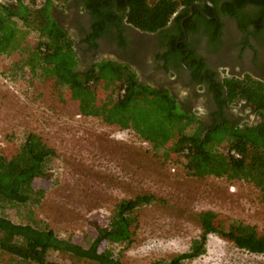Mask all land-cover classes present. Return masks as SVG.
I'll use <instances>...</instances> for the list:
<instances>
[{
	"label": "trees",
	"instance_id": "16d2710c",
	"mask_svg": "<svg viewBox=\"0 0 264 264\" xmlns=\"http://www.w3.org/2000/svg\"><path fill=\"white\" fill-rule=\"evenodd\" d=\"M14 1V7L0 5V55L20 56L15 73L28 69L30 78L46 84L51 95H68L77 102L81 116L134 132L165 160H183L184 170L191 177L212 176L251 183L260 190L264 203V90L260 83L246 77L245 82L226 78L217 84L202 66V59L191 54L188 64L194 60V81L209 83L218 98L225 88L228 104L245 100L260 118L252 126L230 125L222 119L205 130L199 120L179 108L167 91L140 86L131 70L116 63L101 62L84 73L76 72L73 41L53 15V8L63 7L66 0ZM195 1L200 0H160L149 7L145 0H128L124 7L128 23L141 31L154 32L164 28L179 5L189 6ZM92 10L99 17L97 10ZM99 89L109 97L102 105L97 99ZM54 160L55 151L33 132L25 133L23 141L8 155L0 154V256L9 257L6 264H51V254L83 264H126L113 246L130 245L137 212L162 200L152 194L121 200L106 226L91 225L95 234L85 237L84 247L33 224L32 206L44 194L43 190H35L34 183L49 180ZM10 209L23 210L25 219L13 222L6 214ZM194 217L201 233L191 241L189 249L150 264L192 262L205 254L209 236L229 242L238 250L264 255V235L249 232L242 223L213 211H200Z\"/></svg>",
	"mask_w": 264,
	"mask_h": 264
},
{
	"label": "rangeland",
	"instance_id": "374dc122",
	"mask_svg": "<svg viewBox=\"0 0 264 264\" xmlns=\"http://www.w3.org/2000/svg\"><path fill=\"white\" fill-rule=\"evenodd\" d=\"M20 63L19 55H0V154L8 155L25 133L33 132L57 155L49 180L34 183L36 191L44 192L32 206L34 225L85 247V237L95 234L91 225L106 226L117 203L152 194L162 202L137 212L132 243L113 246L123 263L150 264L186 252L201 233L194 217L200 211H213L264 235V203L251 183L187 175L183 160H165L134 132L81 116L77 102L51 95L28 69L15 73ZM97 99L100 105L109 101L103 89ZM6 214L16 223L25 219L21 209ZM8 260L0 256V264ZM48 261L83 264L60 254H51ZM186 264H264V255L209 236L205 254Z\"/></svg>",
	"mask_w": 264,
	"mask_h": 264
},
{
	"label": "flooded vegetation",
	"instance_id": "af4514ba",
	"mask_svg": "<svg viewBox=\"0 0 264 264\" xmlns=\"http://www.w3.org/2000/svg\"><path fill=\"white\" fill-rule=\"evenodd\" d=\"M159 1L145 0V4L152 7ZM127 2L66 0L62 12L53 9L57 25L73 41L76 72L84 73L101 62L116 63L131 70L140 86L167 91L205 130L222 119L237 126L260 122L255 108L245 100L228 104L225 88L218 98L209 83L194 81V60L188 61L191 54L200 57L217 84L226 78L245 82L249 77L264 90V0H200L179 5L164 28L154 32L127 22ZM0 5L16 3L0 0Z\"/></svg>",
	"mask_w": 264,
	"mask_h": 264
}]
</instances>
